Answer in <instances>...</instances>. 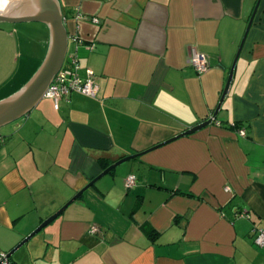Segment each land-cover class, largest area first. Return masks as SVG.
I'll list each match as a JSON object with an SVG mask.
<instances>
[{
	"label": "crops",
	"instance_id": "0c3cea01",
	"mask_svg": "<svg viewBox=\"0 0 264 264\" xmlns=\"http://www.w3.org/2000/svg\"><path fill=\"white\" fill-rule=\"evenodd\" d=\"M58 2L67 52L94 72L98 94L43 97L1 128L0 251L112 162L143 152L85 189L13 263L264 264L253 241L264 230V0L247 33L257 0ZM16 4L0 0V13ZM48 41L40 22L0 21V100L32 76ZM191 47L207 55L206 72L189 64ZM236 57L214 120L148 150L212 116Z\"/></svg>",
	"mask_w": 264,
	"mask_h": 264
},
{
	"label": "water",
	"instance_id": "95a60500",
	"mask_svg": "<svg viewBox=\"0 0 264 264\" xmlns=\"http://www.w3.org/2000/svg\"><path fill=\"white\" fill-rule=\"evenodd\" d=\"M17 4L12 6L13 9H18L16 13L2 14L0 13V21L9 23H19V22H40L44 24L49 31V41L46 53L38 66L37 70L33 75L27 80V82L21 86L18 90L10 94L9 96L0 100V128L13 123L25 115H27L44 97V94L51 84L53 78L60 70L63 65L64 59L66 57L69 45L68 33L64 25V17L62 13L61 6L58 0H12ZM260 0H257L254 10L251 14L247 30V33L253 18L255 16L256 10L259 6ZM235 58L223 89L222 95L220 97L219 103L213 112L212 116L208 119L190 127L182 132L176 134L175 136L169 138L166 141L160 142L150 149L161 146L166 142L172 141L184 135L192 134L199 129L204 128L209 123L214 120L222 100L228 90V86L232 79V74L234 66L236 63ZM146 150V151H148ZM143 152H138L136 154H131L122 157L106 168H104L97 176H95L90 182L79 190L72 198H70L64 205H62L56 212L45 218L30 234L23 238L18 244H16L9 252H7V258H10L22 245H24L30 238H32L36 233H38L45 226L50 224L55 220L64 209L72 203L75 199L81 197L83 191L93 185L98 179L104 175L110 173L115 167L121 163L131 160L140 156Z\"/></svg>",
	"mask_w": 264,
	"mask_h": 264
},
{
	"label": "built area",
	"instance_id": "2783aa9c",
	"mask_svg": "<svg viewBox=\"0 0 264 264\" xmlns=\"http://www.w3.org/2000/svg\"><path fill=\"white\" fill-rule=\"evenodd\" d=\"M81 15L77 13L75 18H80ZM93 22H98V19L92 17ZM73 42L79 43L77 37L71 38ZM188 62L198 73H204L209 68V61L206 54L199 51L196 47H191L188 53ZM80 65L78 62V56L76 52H67L63 65L53 78L51 84L47 88L44 97L51 98L57 105L59 100L67 98L73 92H79L90 97H96L98 94V85L96 83V76L94 72L86 68L81 74ZM233 125V124H232ZM240 135H245L243 128H237L235 130ZM136 177L130 174L125 179L126 188H130L135 184ZM229 191V188H225ZM236 216L248 217L245 211L238 212ZM98 231L97 226H91L89 232L96 233ZM253 241L260 247H264V230H253ZM0 264H12L9 258H7V252L0 251Z\"/></svg>",
	"mask_w": 264,
	"mask_h": 264
},
{
	"label": "rangeland",
	"instance_id": "374dc122",
	"mask_svg": "<svg viewBox=\"0 0 264 264\" xmlns=\"http://www.w3.org/2000/svg\"><path fill=\"white\" fill-rule=\"evenodd\" d=\"M33 35H34V33H32L31 36H32V37H35V35H34V36H33ZM39 65H40V64H39ZM39 65H38V66H39ZM38 66L35 68V70L32 72L31 75H33V73L37 70ZM32 67L34 68V67H35V64L32 65ZM31 71H32V68H31V66H30V68L28 69V71H27L26 74H30ZM2 128H3V127H2ZM0 130H2V129L0 128ZM128 161H129V160H128ZM126 162H127V161L121 163L120 165L125 164ZM120 165H118V166H120ZM118 166H117V167H118ZM115 168H116V167H115ZM44 228H45V227H44ZM41 230H42V229H41ZM41 230H40L38 233H36L35 235L40 234ZM35 235H34V236H35ZM22 246H23V245H22ZM22 246H21V247H22ZM21 247H20L15 253L19 252V251L21 250Z\"/></svg>",
	"mask_w": 264,
	"mask_h": 264
},
{
	"label": "trees",
	"instance_id": "16d2710c",
	"mask_svg": "<svg viewBox=\"0 0 264 264\" xmlns=\"http://www.w3.org/2000/svg\"><path fill=\"white\" fill-rule=\"evenodd\" d=\"M229 128L233 129V130H236L238 127V125L236 123H234L233 125H229ZM9 260L11 261L12 264H15L13 263V261L11 260V257L9 258Z\"/></svg>",
	"mask_w": 264,
	"mask_h": 264
}]
</instances>
